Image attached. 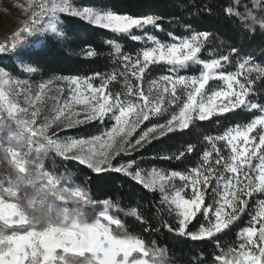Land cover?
Masks as SVG:
<instances>
[{
	"label": "snow or ice",
	"instance_id": "snow-or-ice-1",
	"mask_svg": "<svg viewBox=\"0 0 264 264\" xmlns=\"http://www.w3.org/2000/svg\"><path fill=\"white\" fill-rule=\"evenodd\" d=\"M16 6L26 19L10 42H0V55H11L21 63L22 50L31 44L33 37L48 35L55 43H68L62 15L127 35L145 46L133 55L124 53L114 40H106L114 49L110 55L118 65L113 71L94 72L90 76H55L35 88L27 80L13 79L7 71L0 73V130H3L0 150L6 157L5 164H10L17 174L0 180V264H70V260L83 264H169L165 248L155 240L129 234L122 219L113 214L112 210L123 212L115 189L111 199L98 202L100 210L93 223L72 219L66 224L38 228L21 198L22 181L28 178L32 153L51 149L64 160L76 161L96 174H122L144 189L158 190L163 196L162 204L168 205V214L175 215V224L162 221L155 231L164 228L191 241L212 239L229 229L245 213L253 194L264 196V96L253 99L257 95V81L264 80V60L258 62L242 47L227 42H222V51L202 58L201 53L213 39L207 31L189 29L185 36L169 31L170 43L155 35H135L133 30L143 32L149 27L165 31L163 18L154 14L131 15L104 6H75L72 0H40L39 4L26 0V4ZM224 15L245 35L264 33V0L247 3L233 0L224 9ZM82 52L86 58L99 55L93 47ZM156 65L164 66L167 74L148 80L145 87V74ZM192 65L201 66L198 75L181 74ZM229 66L235 71H228ZM38 70L32 66L25 69L28 73ZM120 79L124 82L121 91L109 88ZM96 80L98 85L94 83ZM213 81H221L223 86L213 88L210 85ZM21 95L26 106L18 102ZM49 102L50 112L46 115L50 119L38 125ZM238 109L252 110L254 118L222 134L205 136L206 147L198 153L199 163L184 172L157 168L146 171L132 157L134 151L153 140L185 132L196 122L219 119ZM165 115L163 123H153L134 142L131 140L145 121ZM105 120L114 121L112 127L87 139L48 135L53 125L68 129L94 121L103 124ZM21 141L23 147H16L14 142ZM185 144L183 150L160 158L181 160L197 152L196 144L187 141ZM122 154L130 158L114 163ZM40 175L41 183L49 188H55L61 179L43 170ZM62 179L67 183L70 177ZM76 195L87 194L77 189ZM207 196H211L209 203H205ZM259 207L260 211L251 215L247 226L237 233V247L210 257H203L193 249L186 264H208L209 258L212 264H264V199L259 201ZM124 214L146 228L152 227L138 207ZM198 214L205 222L192 230L189 225ZM93 232L100 233L105 240L106 254L87 242Z\"/></svg>",
	"mask_w": 264,
	"mask_h": 264
},
{
	"label": "trees",
	"instance_id": "trees-1",
	"mask_svg": "<svg viewBox=\"0 0 264 264\" xmlns=\"http://www.w3.org/2000/svg\"><path fill=\"white\" fill-rule=\"evenodd\" d=\"M72 2L75 6H104L122 14L161 16L164 32L152 28L143 32L135 31L134 34L155 35L165 43L172 42L171 38L167 36L169 31L176 36L188 35L189 29L207 31L212 34L213 39L210 44L206 45L207 50L202 52V57L222 51V42H227L242 47L246 54L258 62L264 60V33L258 31L245 35L243 31L236 28L231 19L225 17L224 9L233 0H73ZM242 2L247 3L248 0H242ZM62 20L67 25L65 29L69 38L67 44L55 43L50 40L48 35L33 37L31 44L22 50L23 63L20 60H14L11 55H2L0 56V69L7 71L15 79L28 80L35 84L61 75L90 76L94 72L110 73L118 65L110 55L114 49L105 43L106 40H114L121 45L124 53L133 55L145 46L142 42L134 41L127 35L113 33L76 17L62 15ZM87 47L95 48L99 55L94 58H86L82 50ZM206 58L208 59L209 56H205L204 59ZM29 66L38 67L39 70L35 73H28L25 69ZM229 71H235V68H229ZM164 74H167L164 66H153V70L145 74V82ZM181 74L193 75V70L186 69ZM123 83V80L120 79L118 82L110 84L109 88L113 91H121ZM255 89L257 95L253 97L254 101L256 98L264 96V80L257 81ZM253 118L252 110L238 109L219 119L214 117L212 121L196 122L185 132L172 133L161 140H153L141 150L134 152L132 157L136 159L137 165L146 171L157 168L169 172H184L199 163L198 153L206 147L203 141L205 136L222 134L228 128L246 124ZM165 119L167 116L160 118L155 123H163ZM112 125V121H105L103 124L95 123L88 127L67 131L63 136L87 138L101 134ZM2 135L3 130H0V136ZM185 141L196 144L197 152L186 155L181 160L160 158L183 150L186 146ZM14 144L16 147H23L21 143L14 142ZM129 158V156H122L118 159L126 162ZM5 159L3 151L0 150V180L7 179L9 174L17 175L10 164H5ZM117 162L118 160L114 163ZM42 170L51 173L53 177L61 178L55 188H49L41 183L43 177L40 173ZM65 176L70 177L67 183L62 179ZM22 183L23 195L21 198L38 228L47 227L50 224H66L74 219L76 213L83 207L88 206L91 209L94 206H100L99 201L105 198L111 199L113 190H117L116 196L123 212L116 213L115 210H112L113 214L122 219L129 234L142 235L145 240H155L158 246L165 248L169 264H186L193 249L203 257H210L220 254L221 251L228 253L230 249L237 247L239 243L237 233L240 228L247 226L251 215L260 211L259 201L264 199V196L253 194L249 199L245 213L229 229L217 234L212 239L191 241L186 237L170 233L164 228L158 232L155 231L162 221L175 224V215L168 214V205L162 204L163 196L160 192L144 189L122 174L113 172L96 174L86 166L80 165L76 161H66L50 151L45 154H30L28 178ZM77 189L87 194L84 196L85 198L76 197ZM29 202L31 203L29 204ZM209 202H211V196H207L205 199V203ZM132 207L140 208L152 226L151 228H146L134 217L124 214ZM86 217L90 222L97 218V216ZM204 222L202 215L199 214L189 227L196 230L199 224ZM70 264H83V262L70 260ZM208 264H212L210 258Z\"/></svg>",
	"mask_w": 264,
	"mask_h": 264
},
{
	"label": "rangeland",
	"instance_id": "rangeland-1",
	"mask_svg": "<svg viewBox=\"0 0 264 264\" xmlns=\"http://www.w3.org/2000/svg\"><path fill=\"white\" fill-rule=\"evenodd\" d=\"M21 3L26 4V0H0V42H4V41H9L10 42L13 33L15 31H17L20 26H22L23 21L26 19L23 11L19 7L16 6L17 4H21ZM36 3L39 4L40 0H36ZM96 27H98V26H96ZM150 29H152V28L149 27L148 29H145V30H150ZM133 31L135 32L137 30H133ZM0 56H2V55H0ZM205 56H209V54L204 55V57H202V56L201 57L205 58ZM229 68H232V66L228 67V69H227L228 71H229ZM190 69L193 70V75H198V73H199V71L201 69V66L200 65H192L191 68H189V70ZM194 69H196V71H194ZM3 72H5V71L0 69V73H3ZM13 79H15V78H13ZM28 83L30 85H32L33 88H35L38 85V84H35V83H31L30 81H28ZM94 83L98 85L99 84V80L94 81ZM210 85L213 88H217V87L223 86V82H221V81H213V82H210ZM145 87H147V82H145ZM66 95H67V93H65V97L64 98H66ZM18 102L21 104V106H26V101H25V98H24L23 95H21L18 98ZM76 110H79V106H77ZM49 112H50V102L48 104H46V106L42 110L41 118H40V120H38V125L43 120L50 119V115H46ZM165 116H167V115H165ZM165 116L164 117H153L151 119V121H145L137 129L136 133L133 134V136L131 137V140L134 142L135 139H137L139 137V135H140V133L142 131L146 130L147 127H152L153 123H155L160 118H165ZM105 121H110V120H105ZM112 122L114 123V121H112ZM95 123H100V122L99 121H94V122H91V123H88V124H84V125H80V126L73 127V128H68V129H60V128L56 127L55 125H53V127L48 130V135L52 136L55 133V135L59 136L60 139H80V138L65 137V136H63V134L65 132H67V131L76 130V129H79V128H82V127H88V126H90L92 124H95ZM87 138H90V137H87ZM87 138H85V139H87ZM20 143L23 146V142L21 141ZM141 149H139V150H141ZM50 151H52V150L49 149L48 151H45V152H42V153H38V154H45V153L50 152ZM134 152H136V151H134ZM122 156H126V155L122 154L121 156L117 157L116 160H114V162H116L117 160H118V162H124V161H119V159H118V158H121ZM253 163L255 164L256 161H253ZM147 171H150V170H147ZM176 183L179 186V181H177ZM76 197L77 198H81V199L85 198L84 196L83 197H78L77 195H76ZM99 210H100V206H94L91 209L88 206H85L80 211H78L76 213V215H75L76 217L74 219L79 220L81 223H89V224L93 223L94 221L90 222L89 220H87L86 216H97V212ZM80 243L83 244L84 241H81Z\"/></svg>",
	"mask_w": 264,
	"mask_h": 264
},
{
	"label": "clouds",
	"instance_id": "clouds-1",
	"mask_svg": "<svg viewBox=\"0 0 264 264\" xmlns=\"http://www.w3.org/2000/svg\"><path fill=\"white\" fill-rule=\"evenodd\" d=\"M87 242L90 245L96 246L99 250H101L102 252H105V254L107 253V247H106V244H105V240L102 239V236H101L100 233H97V232L91 233L87 237Z\"/></svg>",
	"mask_w": 264,
	"mask_h": 264
}]
</instances>
